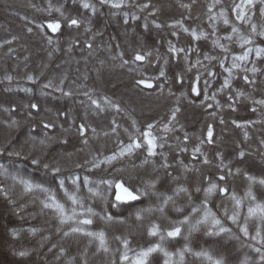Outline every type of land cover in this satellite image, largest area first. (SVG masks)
Here are the masks:
<instances>
[{
    "label": "trees",
    "instance_id": "1",
    "mask_svg": "<svg viewBox=\"0 0 264 264\" xmlns=\"http://www.w3.org/2000/svg\"><path fill=\"white\" fill-rule=\"evenodd\" d=\"M90 3L96 5V13L93 14L91 10H84L81 7V0H0V146H3L11 140V146L17 149L23 147L28 151L32 142L29 141L28 133L29 126L33 123L39 124L41 119L56 120L57 113L61 111H69L77 118L84 116L85 105L79 103L81 100L86 101V97L74 96L73 98L62 97L59 93H51L43 95L41 92L40 84L45 82L47 78L58 79L64 72L68 74V81L65 88L76 89L80 86L81 91L92 89L94 95L99 97L107 95L113 100L120 103L122 112L116 113L113 110H108L103 113L93 115L89 109L87 123L96 127L97 132L93 136L89 132V144L87 146L79 142L76 133L73 131L68 134L69 143L67 145H60L58 143H51L45 150L51 156L63 157L62 162L68 171L64 172V176H68L73 170V162L84 158L91 159V155L99 152L102 155H109L117 147L115 140L116 136L111 134V120L113 118L121 125L117 129L121 139L127 142V135L123 129L130 127L131 120L137 121L138 127L141 131L146 128L147 123L158 121L156 128L153 129V134L156 136L168 137V142L176 144V136H183L185 132L189 135V152L180 155L186 164L191 168L193 165L200 168V172L189 171L182 172L179 165L172 169L174 176H179V180H172L171 177H166L164 170H160L158 175L161 183L157 185L158 190L162 192L172 193V189L178 184L189 187L192 191L194 204H199L203 199V192L196 193L194 188L197 184L206 186L204 175H210L215 179V174L218 172L216 167L219 160L215 159V153L218 151L223 154L224 163L232 169V175L225 182L229 192L233 190L239 197H244L248 189L249 181L245 178V173L255 176L258 179L264 178V148L261 147L260 141L264 140V107L255 105L256 112L251 111L253 105L250 99L246 97L251 96L254 99H264V58L257 59L255 53H251L249 61L243 64L251 69L253 66L260 69L255 76L249 72L250 78L257 80L256 85L246 84L242 77L245 75L239 69H233L232 84L233 87L245 93L236 104V111H232L228 107L227 95L229 90L217 94V99L223 107L217 110L215 107L212 109H205L202 105L203 96H194L189 93L188 80L193 79L197 67L201 73V80L199 87L203 90L204 79L206 78L204 68L202 66H194L191 72H187V61L184 60V54L181 53L179 58L171 57L168 53V40L177 47H192L199 49V58L204 65H209L211 69L217 74L212 80V86L208 89L209 95L215 91L222 84L223 79L227 73L219 66L218 60L206 61L203 60L205 53L215 55L223 58L227 55L226 67H231L232 56L240 55L249 47L241 48L239 39L236 34H233L231 41L224 40L223 37L231 33V25L223 24L222 18L219 20H210L208 13V6L213 3V0H130L132 4H141L150 2L158 7L160 11L155 16H149L148 12L151 9H146L143 12L139 11L134 6H129L125 9H111L108 6H100L98 0H89ZM233 0H222L220 5H216L213 9V14H218L221 8L228 11L229 19L232 24L239 27L240 32L244 35L249 34V28L235 20L231 14ZM239 2V0H236ZM129 3V0H126ZM49 4L55 8H61L65 15L76 17L85 23L81 28H68L66 25L62 27L61 31L57 34H52L48 30V35L53 36L54 43L49 46L44 37L40 34L35 25L28 24L20 17L26 15L30 20L41 22L53 17L58 18L59 14L55 11L51 16L48 15L47 9ZM181 4L191 5V18L188 16V9L182 8ZM35 5V8L32 7ZM128 12V23H124V12ZM132 14L139 17L137 20L132 19ZM147 18V19H146ZM259 23L260 18L255 17ZM161 23L164 27L157 29L154 27L152 21ZM183 20L186 27L194 28L196 31L204 32L206 35L201 37L199 41H194L192 37L184 33L182 29L177 27L175 30L179 33V39L172 37L170 33L174 30L168 25L175 21ZM147 23V29L144 28ZM28 27H33V32H27ZM90 27L91 32H85L84 28ZM215 30V35L213 31ZM16 37L15 41L11 44H5L4 41L12 40ZM217 37L220 38V43L228 45L230 51L225 54L219 48H214L212 41ZM59 41L58 45L56 41ZM90 41L93 44L91 49V56L89 49L85 47V41ZM72 41H79V46L75 47L71 53L66 51L68 45ZM255 43L264 46V40L256 39ZM119 45V48L116 46ZM59 47V52H53L51 59L48 53L53 48ZM11 53L9 54V50ZM111 49L112 51H109ZM138 49L141 51H152L150 59L155 62L157 49L162 58H169V64H161L157 67H165L167 82L165 83L164 91L161 94L158 87L152 89L144 88L141 86H134V77L139 78L137 72L129 71V67L136 68L137 65L120 66V60H113L112 56L118 52H124L125 58L131 59L133 50ZM25 57H28L25 60ZM193 65L197 59V52L194 50L190 57ZM103 61V64H101ZM240 63V62H238ZM44 65H48L44 68ZM57 65H60L57 68ZM79 68V71L76 69ZM44 71V76L40 78V83L31 84L26 81L25 76L28 73L39 75ZM139 71L144 72L147 76H155L158 73L152 65L147 62L139 68ZM176 72H184L185 83L183 86L175 83L172 79ZM12 75L13 81L9 84L4 80V76ZM87 77V79H85ZM73 81L75 83H73ZM164 82L163 80H156L154 83L159 85ZM25 88L32 89L31 92L24 91ZM171 88L175 95H169L168 89ZM182 93H187L188 97L184 98ZM235 96V92H232ZM189 100L192 102L190 103ZM181 112L177 114V122H173L177 132L164 133L162 127L167 122L171 110L177 105ZM30 103H37L40 107V112L33 113V118L29 119L28 113L32 111L26 107ZM207 103L215 104V101L209 99ZM5 107H15L14 112H4ZM217 111L218 115L214 118L210 115L211 112ZM223 117L225 123L220 124L219 119ZM15 119L18 125L7 126L10 121ZM63 120V117L60 118ZM232 120H236L245 127L238 128ZM211 122L214 125V139L215 144L204 145V151L209 159L213 161L211 165H202L199 160L193 161L191 159L192 146L198 143L197 137L203 135L202 129H206V125ZM131 130V129H130ZM56 132H59L57 126ZM109 131V135L105 136L104 132ZM247 131L249 139H244V132ZM34 135H42L40 127H37ZM27 141V142H26ZM37 147L39 145L37 144ZM80 149H84L80 151ZM243 150L246 155L243 160H240L238 153ZM169 153V159L172 160L175 156L174 151H170L167 147L164 149ZM66 153H72L71 159L66 157ZM142 158V157H141ZM156 166H159L161 157H156ZM0 162L11 173H18L25 179H30L34 183H42L55 192L57 199L64 203L66 208L70 211L73 207L71 202L67 199L64 192L59 188L57 182L50 176L45 174L42 170H34L27 162L23 163V167L18 164L10 163L7 157H0ZM139 163V160L136 161ZM125 166H129L131 161L125 159L123 161ZM119 166V165H118ZM103 167V166H102ZM240 168V172L236 173V168ZM81 175V183L83 175H89L93 180L99 179L105 173L101 169H96L93 172L85 173L84 169H79ZM140 175L145 179L151 178L157 173L154 171L151 164L147 166V170H138ZM227 171V169L225 170ZM203 174V175H202ZM187 177V179H185ZM133 183L140 184L139 179L133 180ZM0 185L10 189V196L15 204H10L8 200L0 194V255L3 253L9 256L7 258H0V264H68L73 257L76 258L75 264H82L81 256L87 250L89 264H107L115 253L117 261L119 260V253L115 250L120 247L118 241L114 239L116 235L133 233L132 247H146L158 241V237H151L148 235V227L152 222L159 223L162 228L169 227V220L182 218L184 213H177L172 204L168 205L165 213L148 214L145 213L142 221H136L132 216L125 224L111 223L106 224L98 218L94 220L93 225L88 226L89 230L98 231L103 229L108 237L109 247L113 250L108 254L100 252L96 253L97 241L92 240L91 237L85 236L81 233H72L68 237L63 236V231L68 230L71 224H59L58 214L51 209H44L41 201L46 199V194L39 191L32 193H25L21 185L15 183L11 178L0 176ZM65 187L69 192L74 191V186L70 180L66 181ZM252 191L255 194L257 201L264 202V185L256 183L252 185ZM79 195L85 199V203H91L93 207H102L101 202L97 199L93 202L89 198L87 188L81 187ZM176 205L185 209V212L190 211L191 204L187 201V196L183 193L179 194L176 198ZM159 203L155 197L151 201L145 199V204ZM251 203L250 200L245 199L243 204V212L246 213L247 206ZM227 205L231 209L232 201L225 197H221L217 192L209 199V206L213 211L220 213L217 205ZM130 212H134L133 208H126L123 215L128 216ZM227 226L233 227V231H237L235 226L230 225V222L225 221ZM251 223V222H250ZM29 228L37 229L35 234L28 231ZM61 229L60 234H57V229ZM12 229L17 230V235L12 236ZM187 233H184L186 235ZM50 237V239H45ZM190 239L191 246L196 249H207L213 254L223 255L227 258L228 264H240L241 261L247 256L250 261L258 260V256L251 248L245 247L241 240H236L226 234L221 236L210 237L204 234L203 230L200 232L192 233ZM185 241L182 237L175 240H167L166 247L170 251H175L181 248ZM52 244H56L57 248L49 252ZM65 249L66 255L62 256L60 260H56L59 254V248ZM20 250H27L29 255L26 257H19L14 252ZM122 250V249H121ZM153 264H163V256L161 254H154ZM187 264H206V262L192 256L186 257Z\"/></svg>",
    "mask_w": 264,
    "mask_h": 264
},
{
    "label": "snow or ice",
    "instance_id": "2",
    "mask_svg": "<svg viewBox=\"0 0 264 264\" xmlns=\"http://www.w3.org/2000/svg\"><path fill=\"white\" fill-rule=\"evenodd\" d=\"M100 6H108L111 9H125L129 6H134L143 12L146 9H151L148 12L149 16H155L160 9L154 6L150 2L141 3V4H132L129 0V3H126V0H98ZM195 3V0H193ZM222 0H213V3L208 6V13L210 20H219L222 18L223 24L231 25V33L223 37L224 40L231 41L233 39V34H236L239 39V45L243 49L245 45H249L245 51L240 55L232 56V65L231 67H226L227 55L223 58H219L215 55H210L205 53L203 60L206 61H216L218 60L219 66L227 73V76L223 79L222 84L215 91L209 95L208 89L212 86V80L209 78H215L216 73L211 69L209 65H204L199 58V49H193L192 47L184 48L177 47L172 40H168L167 51L171 54V57L179 58L180 54H184V60L187 61V72H191L194 66H202L204 68V88L203 90L199 87L201 80V73L199 67H197L196 74L193 79L188 80V89L189 93L194 96H203L202 105L205 109L216 108L217 110L221 109L223 105L220 104V101L217 99L218 93H223L225 90H229L227 95L228 107L232 111H236V104L240 101L242 97H245V93L241 90H238L233 87L232 78H233V69H239L245 75H243V81L248 85H256L257 80L250 78L247 73L251 72L254 77L255 74L260 71L257 67L253 66L251 69L246 67L243 62L249 61L251 53H255L257 59L264 58V46L257 45L255 43L256 39L264 40V0H233L231 7V14L235 17V20L241 24H244L249 28V34L244 35L240 32V29L235 24H232L229 19V14L227 9L221 8L218 14H213V9L216 5H220ZM182 8L188 9V16L186 18H191V5L190 4H181ZM35 8V5H32ZM81 7L84 10H91L93 14L96 13L97 7L95 4L90 3L89 0H81ZM55 11L59 14L58 18H51L41 22L35 20H30L26 15L21 16L22 20H25L28 24L35 25V28L39 30L40 34L47 41L49 46L53 45L54 39L53 36L48 35V30L52 34H57L61 31L62 27L65 25L68 28L79 29L85 23L79 18L65 15V12L61 8H55L49 4L47 12L51 16L52 12ZM124 23L127 24L129 21L127 17L129 16L128 12H124ZM260 18L261 22H257L255 17ZM132 19L137 20L139 17L135 14H132ZM147 19V18H146ZM155 28L160 29L164 27L161 23H157L155 20L152 21ZM174 30L170 33L172 37L179 39V33L175 29L179 27L183 30L184 33L189 34L194 41H199L201 37H204L206 34L204 32H197L196 29L186 27L183 23V20H178L168 25ZM148 25L145 23L144 28L147 29ZM85 32H91L90 27L84 28ZM27 32L31 34L33 32V27H28ZM215 35V30L213 31ZM16 37H13L12 40L4 41L5 44H11L15 41ZM57 45L59 41H56ZM214 48H219L225 54L229 53L230 49L228 45L220 43V38L217 37L212 41ZM79 46V41H72L66 49L68 53H71L75 47ZM0 47H3V44H0ZM85 47L89 49V55L91 56V49L93 44L90 41H85ZM119 48V45L116 46ZM197 52V59L195 65H193L190 57L193 51ZM60 48L57 46L48 53L49 58L51 59L53 52H59ZM109 51H112L109 49ZM157 55L155 57V62L152 59V51H141L138 49L133 50L131 59L125 58L124 52H118L116 55L112 56L113 60L119 59L120 66H129L137 65L136 68L129 67L130 72H137L139 78L134 77V86H143L147 89H152L158 87L160 93L164 91L165 83L167 82V76L165 67L157 65L161 64L163 60V65L169 64V58H162L157 49ZM11 49L9 50V54ZM28 57H25L27 60ZM147 62L149 65H152L155 68V71L158 75L147 76L144 72L139 71V68ZM240 62V63H238ZM103 64V61H101ZM44 68H47L48 65H44ZM60 65H57L59 68ZM79 71V68L76 69ZM44 76V71L42 70L39 75L28 73L25 76L27 82L31 84L40 83V78ZM13 76L6 74L4 80L8 81L9 84L13 81ZM87 79V77H85ZM172 79L175 83L180 84L181 86L185 83L184 72H176ZM163 80L164 82L156 85L154 81ZM68 81V74L64 72L60 75L58 79L56 78H47L45 82L40 84L41 92L43 95H49L51 93H59L62 97L73 98L74 96H83L86 97V101L81 100L79 103L85 105L84 116L80 118L77 122V118L73 116L69 111H61L57 113L56 120H47L41 119L39 124H31L29 126L28 140L32 142V146L28 151H25L23 147L17 149L15 146H11V140L5 143L3 146H0V157H7L10 163L18 164L19 167H23V163L27 162L31 165L34 170H42L45 174L50 175L58 184L59 188L64 192L67 199L71 202L73 206L69 211L65 204L60 202L53 190L45 186L42 183H34L30 179H25L20 176L18 173H11L4 163L0 162V176L5 178H11L15 183L22 186L25 193H32L34 191H39L46 194V199L41 201L42 207L44 209H51L58 214L59 224H71L68 230L63 231V236L68 237L72 233H81L85 236L91 237L92 240L97 241L96 253L99 254L103 252L108 254L113 252L109 247L108 237L106 232L101 229L98 231L89 230L88 226L93 225L94 220L98 218L100 221H103L106 224H111L113 222L119 224H125L128 220L135 217L136 221H142L144 219L145 213L153 214L160 213L164 214L169 204L173 205L174 210L177 213H184L182 218L169 220V227L162 228L159 223L152 222L148 227V235L151 237H158V241L152 243L150 246L134 248L132 247V235L133 233L129 232L128 234L116 235L114 239L119 242L120 247L115 250L116 253H119V260L117 261L115 253H113L111 259L107 264H153L154 254H161L163 256V264H187L186 257L192 256L194 258L200 259L206 264H228V260L223 255L213 254V252L207 249L196 250L191 246L190 237L194 232H200L203 230L204 234L210 237L221 236L226 234L231 238L236 240H241L244 243L245 247L251 248L258 256V260L250 261L246 256L240 264H264V202L257 201L255 194L252 191V185L259 183L264 185V178H257L255 176L245 173V178L249 181V186L245 192L244 197H239L233 190L229 192L227 184H221L220 182H225L233 174L232 169L224 163L223 154L220 152L215 153V159L219 160V164L216 165L218 172L215 174V179L210 175H204V181L206 186H201L197 184L194 188L196 193L203 192V199L199 204L192 203L193 195L189 187L184 185H177L172 189V193L162 192L158 190L157 185L161 183L160 177L158 175L159 171L164 170L166 177H171L172 180H179V176H174L172 169H175L179 165L182 172L196 171L200 172V168L193 165L191 168L188 164L185 163L183 159H180V155L183 153L189 152V135L187 132L183 136H176V144L168 142V137L156 136L153 134V129L156 128L158 121L147 123L146 128L141 131L140 127L137 125L135 119L131 120L130 127H125L123 129L124 133L127 135V142L121 139L117 129L121 125L116 121L115 118L111 120V134L116 136L115 143L117 147L109 155H102L99 152H96L91 155V159L84 158L82 161L77 160L73 162V170L68 176H64L63 173L68 171L62 162L63 157L51 156L49 158V153L45 150L48 146L55 142L60 145H67L69 143L68 134H71L73 131L76 133L79 142L87 146L89 144V132L96 134V127L87 123L89 109L93 115L103 113L108 110H113L116 113L123 111L119 102L113 100L107 95H101L99 97L94 95V90L89 89L85 91L80 90V86H77L76 89L71 87L65 88V84ZM73 83H75L73 81ZM24 91L31 92L32 89L25 88ZM169 95H175L172 92V89L169 88ZM232 92H235V96L232 95ZM184 98L188 97L187 93H182ZM251 100L253 105L251 111L256 112L257 108L255 105H260L264 107V99H254L251 96L246 97ZM211 99L215 101V104L207 103ZM191 103L192 101L189 100ZM32 111L28 113L29 119L33 118V113H39L40 107L37 103H30L26 105ZM15 107H5L4 112H14ZM181 112L179 106V101L177 105L171 110L170 116L166 123L162 127L164 133L177 132L178 128L175 127L173 122L178 123L177 114ZM214 118L218 115L217 111L210 113ZM63 117V120L60 118ZM220 124H224L225 121L223 117L219 119ZM232 123L238 127L242 128L245 125H242L236 120H232ZM18 125V121L12 119L10 124L7 126ZM57 126H59V132H56ZM37 127H40L42 135H34L37 131ZM131 129V130H130ZM203 135L197 137L198 143L192 146L191 149V159L193 161L199 160L202 165H211L213 161L209 159V156L202 151L204 145H213L215 144L214 139V125L209 122L206 125V129H202ZM109 131H105L104 135L108 136ZM244 139H249V134L247 131L244 132ZM27 142V141H26ZM37 144L39 147H37ZM261 147L264 148V140L260 141ZM168 148L170 151L175 152L172 160L169 159V153L164 151L165 148ZM84 149H80L83 151ZM264 156V152L261 153ZM66 157L70 160L72 153H66ZM246 153L241 150L238 153L240 160H243ZM161 157L159 166H156V157ZM142 157V158H141ZM127 159L131 161L129 166H125L123 161ZM139 160V163L136 161ZM151 164L154 171L157 175L145 179L140 175L138 170L144 169L147 170V166ZM119 165V166H118ZM103 166V167H102ZM79 169H84L85 173L93 172L96 169H101L105 175L101 176L99 179L93 180L89 175H83L81 183V175ZM227 169V171H225ZM241 170L239 167L236 168V173H239ZM203 175V174H202ZM139 179L140 184L133 183V180ZM187 179V177H185ZM70 180L71 184L74 186V191L69 192L65 187L66 181ZM87 188L89 198L95 202L99 200L102 204V207L99 208V211L96 207H93L91 203L86 204L85 199L79 195L81 187ZM219 193L221 197H225L232 201L231 209L227 205H217V208L220 209L218 214L216 211H213L209 206V199L214 194ZM185 194L187 196V201L191 204L190 211L185 212V209L181 206L176 205V197L179 194ZM0 194L4 196L10 204H15V201L12 200L10 196V189L5 188L3 185H0ZM152 197L156 198V201L159 203H148L145 204V199L151 201ZM248 199L251 201L247 206L246 213L243 212L244 200ZM126 208H133L134 212H130L128 216H124L123 213ZM225 221L230 222V225L235 226L237 231H233V227L227 226ZM251 222V223H250ZM28 231L32 234L37 232L35 228H29ZM61 229H57V234H60ZM184 233H187L184 235ZM11 234L13 237L17 235V230L12 229ZM178 237H182L185 241L184 245L181 248H177L175 251H170L166 247L167 240H175ZM45 239H50V237H45ZM57 248L56 244H52L48 249L49 252H52ZM122 249V250H121ZM15 255L19 257H26L29 255L27 250H20L14 252ZM66 255L65 249L63 247L59 248V254L56 256V260H60L62 256ZM88 253L87 250L81 256L82 264H89L87 259ZM76 258L73 257L68 264H75Z\"/></svg>",
    "mask_w": 264,
    "mask_h": 264
},
{
    "label": "rangeland",
    "instance_id": "3",
    "mask_svg": "<svg viewBox=\"0 0 264 264\" xmlns=\"http://www.w3.org/2000/svg\"><path fill=\"white\" fill-rule=\"evenodd\" d=\"M2 258H7V259H9V256H7V255H5L4 253H3V251H2V253H1V255H0ZM0 257V258H1ZM11 259V258H10ZM10 259H9V261H10ZM12 260V259H11ZM12 262H10L9 264H11Z\"/></svg>",
    "mask_w": 264,
    "mask_h": 264
}]
</instances>
